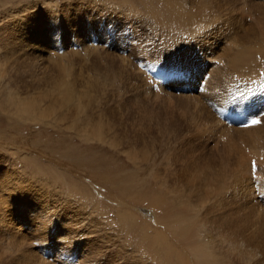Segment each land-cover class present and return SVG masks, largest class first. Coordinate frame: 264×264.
<instances>
[{"label": "rangeland", "instance_id": "rangeland-1", "mask_svg": "<svg viewBox=\"0 0 264 264\" xmlns=\"http://www.w3.org/2000/svg\"><path fill=\"white\" fill-rule=\"evenodd\" d=\"M154 1L165 2L149 0L153 9ZM166 1L201 10L187 16L199 23L176 35L141 0H0L1 107L13 94L55 97L68 85L96 134L83 141L86 125L77 135L18 115L10 133L0 110V134L11 137L0 135V264H176L153 239L174 243L169 230L182 229V219L224 264H264V105L249 127L228 126L227 111L220 119L215 111L248 88L235 111L245 116L264 95V57L253 55L264 50V0ZM241 51L255 64L239 72L229 62ZM145 66L157 68L145 76ZM159 68L185 73L196 90L175 91L176 76L160 84L152 77ZM6 82L13 88L3 90ZM140 154L148 167L130 156ZM218 216L223 228L213 224ZM129 219L140 226L130 229Z\"/></svg>", "mask_w": 264, "mask_h": 264}, {"label": "bare ground", "instance_id": "bare-ground-1", "mask_svg": "<svg viewBox=\"0 0 264 264\" xmlns=\"http://www.w3.org/2000/svg\"><path fill=\"white\" fill-rule=\"evenodd\" d=\"M142 1V4L144 6V12H146L148 14V16H151L152 17H159V18H163L162 20H158L156 21V24L157 26H159L160 28L161 27H165V28H168V29H171V30H174V33H177V31L179 30L180 33L183 32V31H186L189 29V27L193 24H195L196 22L198 21H194L192 20L194 17H192V19H187V16L188 14H194L196 17L194 19L197 18L198 15H201L202 11L199 10V12H197L196 10V13H190L189 10L187 11L186 8L183 7V4H180V5H173L171 6L169 2H167L165 0L164 3L162 2H158L156 4V8L153 9L151 3L149 2V0H141ZM152 1V0H150ZM182 0H180L181 2ZM203 1V0H202ZM174 2V1H173ZM183 2V1H182ZM141 3V2H140ZM176 3V2H174ZM203 5V4H202ZM185 10V12H184ZM193 10V9H192ZM193 15V16H194ZM192 15L188 16V17H191ZM202 16V15H201ZM204 18V17H203ZM264 18V17H263ZM199 19V18H198ZM200 20V19H199ZM264 21V20H263ZM170 24V27L167 25V24ZM199 23V22H198ZM192 27V26H191ZM163 29V28H162ZM161 29V30H162ZM170 30V31H171ZM191 31V30H190ZM195 31V30H194ZM197 32V31H196ZM179 33V32H178ZM176 34V35H179V34ZM198 33V32H197ZM188 34V33H187ZM174 35V34H173ZM175 35V36H176ZM189 35V34H188ZM181 36V35H180ZM183 36V34H182ZM172 37V36H171ZM169 38V37H168ZM177 39V38H176ZM181 39V38H180ZM172 40V39H171ZM183 40V39H182ZM196 44V43H195ZM211 50V49H210ZM257 54V55H256ZM261 57H264V50L260 53L256 52L255 54V57L256 56H259ZM251 54H248V52H245V51H241V52H237L233 57H232V60L229 62V67H235L239 72H242L244 68L246 67H249L251 68V66L253 64H255V61L251 58L252 62L250 61V56ZM110 57V56H109ZM253 57V58H255ZM246 58H249V60L247 61ZM260 58V57H259ZM114 62V61H113ZM249 62V63H248ZM232 67V68H233ZM232 68H229V69H232ZM253 69V68H252ZM251 69V70H252ZM248 70V69H247ZM246 70V71H247ZM254 70V69H253ZM123 72V71H122ZM251 72V71H250ZM233 74V72H232ZM239 74V73H238ZM243 74V73H242ZM248 74V73H247ZM237 75V74H236ZM235 75V76H236ZM244 75V74H243ZM119 76V75H118ZM251 76V74H250ZM252 76L254 77V75L252 74ZM230 77V76H229ZM238 77V76H237ZM3 78V77H2ZM1 78L0 76V81L2 82V84L4 83V80ZM235 78V77H233ZM247 78V77H246ZM56 79V78H55ZM244 79V78H242ZM26 81V80H25ZM239 81V80H238ZM1 84V85H2ZM1 85H0V89H1ZM52 86H55L56 87V84H53L51 85ZM65 86V84H64ZM63 86V87H64ZM10 87L9 83L6 82L3 86H2V89L7 91ZM62 87V88H63ZM67 89V92L64 93V91H59V92H62V95L57 94L55 93V90H52V94H56L55 97H53V95H51L52 97L46 95V96H41L40 94H38L39 97H37L36 99H28L27 97L25 98H21L22 96H18V95H12L11 97V101L8 105V107H6V109L4 110V107H1L0 105V110H1V113L2 114H5V116L8 118L7 120V123L9 122V127H5L4 131H9L10 133L13 132V129H16V127L18 126V120H16L15 118L17 117L16 115L18 116H25V117H21V118H25V119H31V121H35V122H40L42 120H45V119H50L49 121V124H51V126L55 127V128H58V125H59V128H60V131L63 130V129H70L74 132H76V134H81L82 131V128H77L76 126L77 125H86L85 126V130L82 134L81 137L82 140L84 141L85 139H92L94 135H96L93 132L90 131V127H93L94 129V125L92 126V122L90 121H93L92 118H87L86 119V111L89 110V107L88 105L84 104V103H81L82 100L78 99V96H77V100L78 102L80 103H76L74 100H73V91L71 88V86H68L66 85L65 86ZM86 87V86H85ZM13 88V87H12ZM59 88V87H58ZM57 88V89H58ZM87 88V87H86ZM64 89V90H65ZM87 91V90H85ZM4 93V100L7 102L9 99H10V96L8 94H6L5 92ZM48 94V92H45ZM49 93V94H50ZM86 95V94H85ZM85 95H81L80 94V98H83L85 97ZM1 96H2V91H0V99H1ZM75 98V97H74ZM41 103H45V104H48L46 106H44V108L40 107ZM87 103V101H86ZM90 103V102H89ZM81 106H80V105ZM71 111V112H70ZM75 114V117L74 115ZM5 117V118H6ZM1 118V117H0ZM69 120L68 122H65V120ZM3 120V119H2ZM2 122V121H1ZM95 122V121H94ZM223 122V121H222ZM225 123V122H224ZM96 124V123H95ZM226 124V123H225ZM100 125V124H99ZM90 126V127H88ZM96 126V125H95ZM230 126H235V127H238L236 125H230ZM98 128V127H97ZM95 128L96 130H100L101 129H97ZM101 128V127H100ZM96 132V131H95ZM99 132V131H98ZM4 132H2L0 135H1V138H7L9 137V139L11 138L10 135H8V132L7 134L4 133V135L2 136ZM9 133V134H10ZM87 136V137H86ZM98 138L100 136H97ZM105 137V136H104ZM21 140V139H20ZM1 141V140H0ZM14 141V140H13ZM4 143V142H3ZM32 144V143H31ZM110 144H114V142L110 143ZM35 145V144H34ZM69 146V144H68ZM70 147V146H69ZM33 149V148H32ZM260 154V152H259ZM132 157H134L133 160L137 161V162H140V163H145L146 166L148 167L149 165V159H147V156L146 154H140V155H130ZM261 156V155H260ZM262 157V156H261ZM261 157L259 159H261ZM264 157V156H263ZM262 157V158H263ZM50 160V159H49ZM264 160V159H263ZM78 161V159H77ZM76 161V162H77ZM50 163L54 161H52V159L49 161ZM67 162L70 163V161L68 160ZM73 162V161H72ZM261 162V161H260ZM52 164V163H51ZM55 164V163H54ZM53 164V165H54ZM71 164V163H70ZM144 164V166H145ZM62 165V164H61ZM64 165V164H63ZM69 164H66L65 167H67ZM71 166V165H70ZM84 166H89L87 164H85ZM240 166V165H239ZM64 167V168H65ZM249 168V167H248ZM242 169V168H241ZM263 175V174H262ZM233 176V175H232ZM237 177V175H235ZM242 176V175H241ZM260 177V176H259ZM157 178V177H156ZM219 179V177H218ZM261 179V178H260ZM233 180V179H232ZM245 180V179H244ZM166 181V180H165ZM237 182V180H235ZM261 181V180H260ZM75 181L72 182V185L74 184ZM218 183V182H217ZM161 185V183H159ZM164 185V183L162 184ZM168 186V185H167ZM245 187V186H244ZM243 189V188H242ZM172 190V189H171ZM245 191V190H244ZM242 191V192H244ZM163 192V191H162ZM191 192V190H190ZM194 192V191H193ZM198 192V191H197ZM186 193V192H185ZM240 193V192H238ZM199 194V192H198ZM207 194V193H206ZM168 195V193H167ZM170 195V194H169ZM177 195V194H176ZM195 195V194H194ZM182 196V195H181ZM184 196V195H183ZM206 196V195H205ZM213 196V195H212ZM223 196L224 194L222 193V191L217 195V202L219 203V205H224L225 203H221L223 202ZM193 197V196H192ZM200 197V196H199ZM185 198V197H184ZM196 198V197H195ZM198 198V197H197ZM225 198V197H224ZM137 200H140V199H137ZM141 201V200H140ZM203 201V200H201ZM184 202V201H182ZM189 202V201H188ZM187 202V203H188ZM144 203V201H143ZM206 204V202L203 201V204ZM186 204V203H185ZM160 205V204H158ZM187 205V204H186ZM191 206V205H190ZM189 207V206H188ZM187 207V208H188ZM215 208V206H212V207H209L207 210H206V214H213L214 211L213 209ZM189 209V208H188ZM202 209V208H201ZM220 211V210H219ZM223 213V212H222ZM216 215V214H215ZM121 216V215H119ZM224 216V215H223ZM223 216H218L219 218L215 219L213 224L216 225L217 228H223L225 226V222L223 223L221 218H223ZM123 217V215H122ZM125 219L128 217L124 216ZM130 217V216H129ZM198 217V216H197ZM123 220V219H122ZM156 220V219H155ZM159 220V219H158ZM125 221V220H124ZM182 221V226L181 228L182 229H178V231L176 230H169V234L172 235L174 237V243L173 241L170 239L169 241H172V242H169L166 237L164 236V238H160V236L158 237H155V239H153V242L155 241L156 242V246H158L160 248L161 251L166 250V252H168L169 254H171V252L174 253L177 262L176 264H186V260H185V257H184V253H185V248L188 249L189 253H191L193 256H194V261L195 263L194 264H224L222 260H220L218 257L217 259H215L211 253V251H207L208 249L204 246V244H202V240L201 242L196 239V231H194L192 234L190 233V229L189 227H187L186 225H184V222L185 220H181ZM188 221V220H187ZM138 223V222H137ZM178 223V222H177ZM186 223V222H185ZM164 221L162 223V227H165V229H167V227L169 226V223L167 222V225L168 226H164ZM224 224V225H222ZM137 225L139 224H136V220L134 221V219L132 220V222H130V219H129V223L127 225V227H131L130 229H132L133 227H136ZM156 225V224H155ZM176 225H179V224H176ZM140 226V225H139ZM126 227V229H127ZM177 228V227H176ZM136 229V228H135ZM141 230H143V228H141ZM114 231V230H113ZM165 231V230H164ZM222 232V231H221ZM130 233V232H129ZM142 234V233H141ZM144 235V236H143ZM141 236V242H144V241H148L150 243V247L152 246L151 242L149 241V239L151 237H148L147 235L143 234ZM191 235V236H190ZM198 237L200 235H197ZM171 238V236H170ZM201 239V238H200ZM152 242V243H153ZM147 243V242H146ZM173 246H172V245ZM155 245V244H154ZM148 247V248H150ZM173 247H174V250L176 249V251L173 250ZM153 249V248H152ZM157 250V249H156ZM159 250V252H160ZM158 251V250H157ZM156 251V252H157ZM179 251V252H178ZM187 252V251H186ZM160 254V253H159ZM165 256V255H164ZM187 256V255H186ZM158 257V256H157ZM168 259H170V261L172 260L170 257L166 258L165 260L167 261ZM193 259V258H192ZM161 261V260H159ZM190 261V260H189ZM175 262V261H174ZM167 263V262H166ZM170 263V262H169ZM173 263V262H172ZM165 264V263H164Z\"/></svg>", "mask_w": 264, "mask_h": 264}, {"label": "snow or ice", "instance_id": "snow-or-ice-1", "mask_svg": "<svg viewBox=\"0 0 264 264\" xmlns=\"http://www.w3.org/2000/svg\"><path fill=\"white\" fill-rule=\"evenodd\" d=\"M165 75H166V76H176V77H178V76H180L181 74H180V73H175V72H166ZM257 123H258L257 120H255V119H252V120H251V124H252V125H255V124H257ZM242 126H244V127H248L249 124H248V122H245ZM252 168H253V171H255V169H256V164H255V162H253V164H252Z\"/></svg>", "mask_w": 264, "mask_h": 264}]
</instances>
